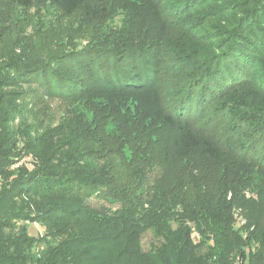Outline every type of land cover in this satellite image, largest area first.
Returning <instances> with one entry per match:
<instances>
[{
	"label": "trees",
	"instance_id": "obj_1",
	"mask_svg": "<svg viewBox=\"0 0 264 264\" xmlns=\"http://www.w3.org/2000/svg\"><path fill=\"white\" fill-rule=\"evenodd\" d=\"M3 50L0 264H264V0H0Z\"/></svg>",
	"mask_w": 264,
	"mask_h": 264
},
{
	"label": "rangeland",
	"instance_id": "obj_2",
	"mask_svg": "<svg viewBox=\"0 0 264 264\" xmlns=\"http://www.w3.org/2000/svg\"><path fill=\"white\" fill-rule=\"evenodd\" d=\"M18 10H19V12L16 15H17L18 18H22L25 15V10H24L23 7H19ZM28 11L29 12H27V15H28L29 19L28 18L27 19L29 21H32L31 19L33 17H34L33 19H36V20L41 18L42 21H43V26L44 27H48L51 23H53V21H55V22L57 21V23H56L57 26H61V25L65 26V24L66 25H70L69 22L73 21V20H69V19L57 20L56 17L58 15V13L52 12V11H48V9L45 11L44 9L43 10H39L38 7H32L30 9H28ZM77 16H80V15H77ZM121 18L122 17L119 15V16L115 17L114 19L110 20L109 24H111V25L119 24L121 22ZM72 25L78 26V23L74 22ZM63 29L66 30L65 27H63ZM10 30H11V33H9V34L11 35V37H15L16 34H20V31H21V29L18 31L17 29H15V27H12V26L10 27ZM26 30L28 32L32 31L33 30V23L27 25L26 26ZM21 33H24V31H21ZM90 34H91L90 32H86L84 34L83 33H81V34L76 33L74 38H73V45H75V44H79V45L88 44L89 41H90ZM6 44H8V43H6ZM37 45H38V43H37ZM3 54L5 55L4 50L0 52V67H1V63L3 62ZM23 86L26 87V88L28 87L27 85H23ZM49 103L51 105L50 106L51 107V112L52 113L56 112V113L60 114V111L62 110V108H60L61 107L60 106V101L58 99H54V100H51ZM90 203L95 205V206H100L101 204H106V205L113 206L114 208H117L119 206L118 204L109 203L105 199L94 198V197L90 200ZM234 212L237 215L239 223L243 224V223L246 222L247 219L241 213V209L240 208H238V207L234 208ZM31 232L33 234L43 233L44 232V227L39 222H34L31 225ZM153 240H154L153 234L149 231L143 237L144 247L148 249L150 247V242L153 241ZM236 264H238V262Z\"/></svg>",
	"mask_w": 264,
	"mask_h": 264
}]
</instances>
